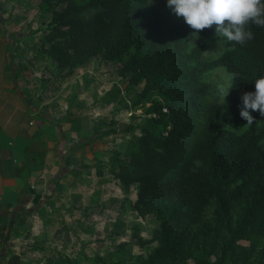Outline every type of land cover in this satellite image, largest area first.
<instances>
[{"label":"trees","instance_id":"trees-1","mask_svg":"<svg viewBox=\"0 0 264 264\" xmlns=\"http://www.w3.org/2000/svg\"><path fill=\"white\" fill-rule=\"evenodd\" d=\"M39 4L42 16L51 14L40 39L50 64L72 75L100 57L121 64L119 73L130 75V88L142 85L134 106L145 108L146 117L127 126L131 140L126 156L115 149L110 161L96 168L100 177L105 169L110 171L137 216L158 222L148 240L140 233L145 229L142 223L132 231L141 247L156 245L147 256L130 254L127 260L120 257L122 250L113 252L112 262L264 264V125L257 122L264 116L250 110L255 118L251 126L240 116L242 95L254 92V81L264 76V27L249 25L254 39L227 43L218 57H204L217 39L215 26L200 31L189 46L193 29L153 11L149 0ZM14 36L12 32L11 47L20 40ZM11 64L19 80L23 70L13 60ZM219 66L235 75L229 89L232 119L222 118L206 99L205 74ZM121 92L109 91L107 104H126ZM52 120L71 123V133L89 142L103 137L81 126L83 118L71 109ZM80 171L72 169L74 174ZM54 182L57 190L62 187L60 180ZM133 189L134 200L128 196ZM49 198L38 212L51 206L53 196ZM23 215L27 214H18L16 221ZM51 263L76 264L61 258ZM10 264H21L20 257L12 255Z\"/></svg>","mask_w":264,"mask_h":264},{"label":"rangeland","instance_id":"rangeland-1","mask_svg":"<svg viewBox=\"0 0 264 264\" xmlns=\"http://www.w3.org/2000/svg\"><path fill=\"white\" fill-rule=\"evenodd\" d=\"M11 1V5L0 11V26L4 28L5 34L8 28L9 34L15 32L14 37L20 39L17 44L15 42V50L9 46L10 60L23 70L18 77L20 89L25 90L29 97L34 96L49 115L53 113L52 106L55 104L60 111L71 109L75 116L83 118L81 126L103 135L89 142L71 131L67 138L61 132L58 148L64 144L62 154L64 153L65 158L61 163L65 167L57 165V172L47 179L49 182L51 179L60 180L62 187L57 190V185L54 186L49 196H53L51 206H47L45 212L36 211L34 214L33 209L29 218L22 216L30 224L25 236L31 242L28 264H52L51 262L60 258L64 261L73 259L76 264H114L112 261L116 258H113L112 253L120 250L123 260H127L130 254L147 256L156 244L141 247L133 237V227L138 222L142 223L145 229L140 233L148 240L151 238L150 230L158 222L150 216H137L128 202L124 201L126 195L110 171L105 169V175L100 177L96 168L99 162H109L115 149L126 156L131 140L127 126L138 123L141 120H137L138 117H146L145 108L134 106L142 85L130 88V75L124 78L119 73L121 64L100 57L79 67L72 75L65 74V70L50 64L43 53L41 30L47 27L51 14L42 16L39 4L41 0ZM149 1L153 11L167 15L172 20L184 21L183 17L177 16L167 6V0ZM198 33L192 31L188 39L189 46L196 42ZM6 37L11 44L10 35ZM218 40L223 41V38L217 37L204 57H218L225 51L227 44L219 47ZM11 62L10 68L14 71ZM230 75L224 66H219L205 74V80L209 88L206 98L208 102L219 110L222 118L232 119L229 92L223 101L220 92L221 86L227 88L232 84V80H228ZM119 88L126 104H107L104 99L107 93ZM46 93H50V97H45ZM75 107L83 108L75 112ZM257 122L264 125V117ZM230 128L233 126L230 125ZM244 129L243 127L241 131ZM137 134H140V130ZM78 150L81 154L76 158L74 153H78ZM73 168H81L82 171L74 174ZM54 183L51 181L50 185ZM128 196L134 200L136 191L133 189ZM18 221L22 222L23 219ZM98 256L104 261H96Z\"/></svg>","mask_w":264,"mask_h":264},{"label":"crops","instance_id":"crops-1","mask_svg":"<svg viewBox=\"0 0 264 264\" xmlns=\"http://www.w3.org/2000/svg\"><path fill=\"white\" fill-rule=\"evenodd\" d=\"M11 3L0 0V11ZM7 29L5 34L0 26V264H10L12 255L20 257L21 264H28L31 242L25 236L30 224L24 218H29L33 209L35 214L36 208L44 206L54 189L56 183L50 185V182L56 180L49 182L47 178L57 172V165L65 167L61 163L65 158L64 144L58 148V139L72 125H58L52 120L63 116L66 108L60 111L55 104L49 115L34 96L29 97L20 89L10 68ZM46 96L50 97V93ZM82 108L73 109L79 112ZM78 154L81 151L74 156L78 158ZM20 213L27 214L18 218L22 222L16 221Z\"/></svg>","mask_w":264,"mask_h":264},{"label":"clouds","instance_id":"clouds-1","mask_svg":"<svg viewBox=\"0 0 264 264\" xmlns=\"http://www.w3.org/2000/svg\"><path fill=\"white\" fill-rule=\"evenodd\" d=\"M167 6L196 33L215 26L219 47L235 42L245 44L254 39L249 25L264 27V0H167ZM231 50V49H229ZM235 79L230 75L228 80ZM255 91L242 95L243 107L240 116L247 121L246 126L253 125L255 118L250 110L259 111L264 116V76L254 81ZM227 88L220 87L222 101L227 96Z\"/></svg>","mask_w":264,"mask_h":264}]
</instances>
